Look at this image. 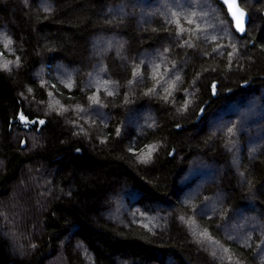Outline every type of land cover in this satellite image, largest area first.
<instances>
[{"label":"trees","instance_id":"trees-1","mask_svg":"<svg viewBox=\"0 0 264 264\" xmlns=\"http://www.w3.org/2000/svg\"><path fill=\"white\" fill-rule=\"evenodd\" d=\"M240 4L243 36L218 0H0V264H264Z\"/></svg>","mask_w":264,"mask_h":264},{"label":"water","instance_id":"water-1","mask_svg":"<svg viewBox=\"0 0 264 264\" xmlns=\"http://www.w3.org/2000/svg\"><path fill=\"white\" fill-rule=\"evenodd\" d=\"M226 9V12L228 14L229 19L231 20L232 27L238 33V35L243 36L246 32L247 23L249 21V14L246 11L245 8H243L240 4V0H218ZM243 13V19H242V29L237 27V22L235 15H238L239 13ZM24 145V141H22V146Z\"/></svg>","mask_w":264,"mask_h":264},{"label":"snow or ice","instance_id":"snow-or-ice-1","mask_svg":"<svg viewBox=\"0 0 264 264\" xmlns=\"http://www.w3.org/2000/svg\"><path fill=\"white\" fill-rule=\"evenodd\" d=\"M234 15H235V18H236L237 27H239V28H241V30H243L242 27H241V25H242V19H243V13L241 12L238 15H236L234 13ZM21 118L23 119V117H21ZM41 123H43V121H41Z\"/></svg>","mask_w":264,"mask_h":264},{"label":"rangeland","instance_id":"rangeland-1","mask_svg":"<svg viewBox=\"0 0 264 264\" xmlns=\"http://www.w3.org/2000/svg\"><path fill=\"white\" fill-rule=\"evenodd\" d=\"M89 82H90V80H89ZM93 114H95L97 116H100L101 115V111L100 110H94ZM26 122H27V120L24 118L23 123H26Z\"/></svg>","mask_w":264,"mask_h":264}]
</instances>
